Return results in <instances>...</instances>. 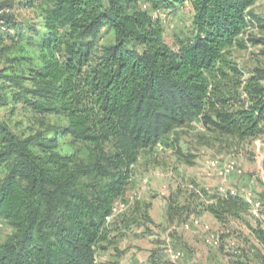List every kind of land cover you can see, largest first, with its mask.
Wrapping results in <instances>:
<instances>
[{
  "label": "trees",
  "instance_id": "16d2710c",
  "mask_svg": "<svg viewBox=\"0 0 264 264\" xmlns=\"http://www.w3.org/2000/svg\"><path fill=\"white\" fill-rule=\"evenodd\" d=\"M186 2L191 33L171 45L160 13ZM257 2L21 0V8L35 10L30 23L4 12L12 3H0V46L8 58L0 110L10 95L40 123L20 135L0 112V223L14 229L0 245V264H119L99 260L113 232L154 223L139 201L107 222L142 150L168 144L176 127L196 120L224 138L264 137V65L247 75L233 55L264 44L251 33L264 30ZM50 114L68 124L46 123ZM66 138L90 144L91 159L65 151ZM204 212L225 228L222 242L235 239L233 221L245 225L258 246L248 251L240 243L236 256L264 264V229L245 220L243 199L181 187L168 197L171 225ZM161 248L151 250V264H169Z\"/></svg>",
  "mask_w": 264,
  "mask_h": 264
},
{
  "label": "rangeland",
  "instance_id": "374dc122",
  "mask_svg": "<svg viewBox=\"0 0 264 264\" xmlns=\"http://www.w3.org/2000/svg\"><path fill=\"white\" fill-rule=\"evenodd\" d=\"M19 1L21 0H0V3H12L13 8H6L4 12L15 14L20 20L30 23L36 15L35 10L27 6L21 8ZM255 9L264 17V0H258ZM160 14L171 45L175 44L174 37L177 35L182 37L190 35L193 9L189 2L175 12L162 10ZM251 33L254 37L264 38V30L260 28H254ZM233 55L240 67L249 75L255 68L264 65V44H249L247 49H234ZM7 59L0 46V71L7 67ZM0 112L3 119L20 135H30L40 129L39 119L35 113L31 109H25L22 104H14L10 95L8 104L2 107ZM43 119L46 123L61 127L68 124V120L62 115L50 114ZM168 138V144H160L155 148L141 151L137 163L133 166V177L127 193L124 198L117 201L118 204L127 205L129 210L138 201L143 205H149V214L154 223L139 222L132 226L129 234L126 232L120 234L121 240L114 246L113 255L120 256L123 262H127L128 258L139 254V262L147 264L149 252L151 253L158 243H162L161 249L169 264H261L255 258L244 261L243 258L204 239L206 235L211 237L222 234L225 230L212 214L204 212L198 216L193 215L182 225H171L167 221L166 212L168 197L180 187L185 191L219 189L224 194L222 191H242L253 185L257 196L264 200V137L244 142L224 138L207 130L196 120L176 127ZM64 141L65 151L75 152L87 161L91 159L90 144L74 142L70 138ZM107 147L109 148L110 144ZM229 164L235 165L241 172L222 177L220 169ZM239 197L243 199L242 196ZM206 202L212 204L214 200L207 199ZM193 219H199L200 223L195 225ZM248 219L251 220L250 213L245 215V220ZM236 223L238 222L232 223L234 238L248 251L251 247L258 246L256 240L250 238L247 227L241 225L239 228ZM13 233L11 225L1 222L0 245L6 243ZM169 244L185 251V258L172 263L166 252ZM107 254L108 252L103 253L105 259Z\"/></svg>",
  "mask_w": 264,
  "mask_h": 264
},
{
  "label": "built area",
  "instance_id": "2783aa9c",
  "mask_svg": "<svg viewBox=\"0 0 264 264\" xmlns=\"http://www.w3.org/2000/svg\"><path fill=\"white\" fill-rule=\"evenodd\" d=\"M234 172H241L237 169V167L233 164L225 165L222 169H220L219 173L222 177H227L229 174ZM252 184H254L252 182ZM225 195L230 193L233 197H239L242 196L244 201L247 203L249 207V213L252 222L256 225L264 229V200L257 196L256 192L254 191L253 185L251 187L245 188L242 191H222ZM129 210V207L125 204H118V202L115 204L113 208V212L110 216L107 217L108 224L115 221L116 218L123 215L124 213H127ZM195 225H198L200 223L199 219H193L192 220ZM188 227L189 225L186 224ZM207 231L208 226H206ZM207 242L214 244L216 247H223L226 251H229L232 254L240 255L242 253V245L240 244V241L238 239H231L227 243H223L221 239V234L212 235L211 237H208L207 235L204 237ZM167 256L169 260L172 263H177L185 258L186 253L185 251L181 249L174 248L171 244L168 245L167 249ZM98 262V259H97Z\"/></svg>",
  "mask_w": 264,
  "mask_h": 264
},
{
  "label": "crops",
  "instance_id": "0c3cea01",
  "mask_svg": "<svg viewBox=\"0 0 264 264\" xmlns=\"http://www.w3.org/2000/svg\"><path fill=\"white\" fill-rule=\"evenodd\" d=\"M258 3V2H257ZM257 3H256V5H257ZM255 8H256V6H255ZM167 209H168V206H167ZM167 213V212H166ZM166 217H167V215H166ZM216 220V219H215ZM167 221H168V219H167ZM236 225L239 227V226H241L242 224H239V223H236ZM132 228V226L128 229V230H125V229H121L119 232H113V234H112V238H113V240H112V243H110V244H108V250H106V251H101L100 253H99V260L100 261H102V262H104V261H112V262H119V264H141L140 262H139V254L138 255H136V256H134V257H130V258H128V261L127 262H123V259L120 257V256H116V255H113V254H115L113 251V248H114V246L116 245V243H118L120 240H121V236H120V234L122 235L124 232H126L127 234H129V230ZM239 228H241V227H239ZM223 230V229H222ZM241 230H243V229H241ZM249 232V231H248ZM127 236V235H126ZM126 236H124V237H126ZM250 238H252L251 236H250ZM104 252H108V254H107V256H106V259L104 258V255H103V253ZM110 252V253H109ZM150 252H149V255H148V263L147 264H151L150 263V261H149V257H150Z\"/></svg>",
  "mask_w": 264,
  "mask_h": 264
}]
</instances>
